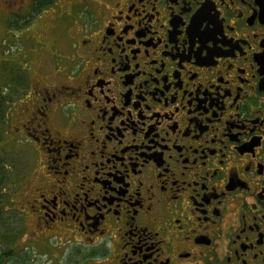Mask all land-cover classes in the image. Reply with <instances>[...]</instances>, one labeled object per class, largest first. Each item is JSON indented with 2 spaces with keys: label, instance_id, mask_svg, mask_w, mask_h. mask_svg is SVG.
Returning a JSON list of instances; mask_svg holds the SVG:
<instances>
[{
  "label": "flooded vegetation",
  "instance_id": "af4514ba",
  "mask_svg": "<svg viewBox=\"0 0 264 264\" xmlns=\"http://www.w3.org/2000/svg\"><path fill=\"white\" fill-rule=\"evenodd\" d=\"M52 2L0 0V264H264V0Z\"/></svg>",
  "mask_w": 264,
  "mask_h": 264
},
{
  "label": "rangeland",
  "instance_id": "374dc122",
  "mask_svg": "<svg viewBox=\"0 0 264 264\" xmlns=\"http://www.w3.org/2000/svg\"><path fill=\"white\" fill-rule=\"evenodd\" d=\"M63 0H53V2H52V4L50 5V7H52V8H56L57 10L59 9V8H61V6H62V4H63V2H62ZM70 9H71V7H70ZM74 13V12H73ZM53 15H48V17H47V21H48V23L50 22V19H53ZM70 18V20L72 19V17H69ZM69 20V19H68ZM67 19H65V18H59V21H58V25L56 26V28H54L52 31H51V33L50 34H48V36H50L51 35V37L53 38H55V40H62V37H63V34H62V32H61V30L60 29H66V27L64 26H61V25H67V24H70L69 22L70 21H68ZM14 34H15V31H14V28L13 27H11V26H9V25H7V23L6 22H1L0 21V40L2 41V42H4L3 43V45L4 46H7V45H9V44H12L13 43V39H14ZM13 49H17V46L15 47V46H13Z\"/></svg>",
  "mask_w": 264,
  "mask_h": 264
}]
</instances>
